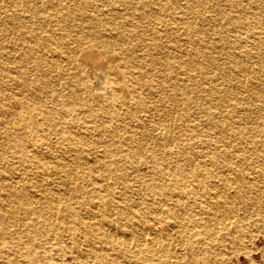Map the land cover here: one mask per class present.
I'll list each match as a JSON object with an SVG mask.
<instances>
[{"label":"bare ground","instance_id":"1","mask_svg":"<svg viewBox=\"0 0 264 264\" xmlns=\"http://www.w3.org/2000/svg\"><path fill=\"white\" fill-rule=\"evenodd\" d=\"M20 222L40 264H213L264 224V0H0L3 243Z\"/></svg>","mask_w":264,"mask_h":264},{"label":"rangeland","instance_id":"2","mask_svg":"<svg viewBox=\"0 0 264 264\" xmlns=\"http://www.w3.org/2000/svg\"><path fill=\"white\" fill-rule=\"evenodd\" d=\"M56 1V0H52ZM76 3H72L69 6L70 9H73ZM250 8L247 6V11L244 12V14L238 15V17L243 21V24H245V27L249 32L252 34L255 32H258L257 30V21L253 16H249ZM54 11L51 7L45 11V15L50 14ZM171 16L167 17L169 19ZM66 26V25H65ZM248 26V27H247ZM64 27V26H63ZM74 28V27H73ZM76 29V28H74ZM93 77V76H91ZM257 92V90H255ZM28 219H25V221ZM97 220V219H96ZM91 223L93 220H86L83 221L80 228L81 233L80 235H86V238L89 237V232L91 229L85 225L86 223ZM6 224L0 223V248L4 249L0 252V264H40L41 261H38V258L40 255H45V253L42 251L44 248L40 245V243H36L34 241H28L29 244L25 247L22 245L17 246L16 243H14L12 240L17 235H26V224L23 225L22 222L18 224V226H14L13 224L8 225L10 232L6 237L8 238L9 242L7 244L5 239H3V232L2 228ZM42 224L35 225V230L37 231L35 233V236L37 237V233H40L42 228ZM252 225V224H251ZM264 224H258L257 226H251L250 228L246 226V228L243 227L244 230L240 231V233L237 235V242L236 244H232L228 241H225V244L221 241L219 238H216V242L213 243V253L211 254V259L213 264H264ZM29 227V226H28ZM40 227V229L36 228ZM87 227V228H86ZM253 227V228H252ZM21 228V229H20ZM89 228V229H88ZM87 229V230H86ZM69 230L71 228L69 227ZM249 230V231H248ZM85 238V237H84ZM252 238V239H251ZM25 241H27V238H24ZM243 239V240H241ZM83 241L80 242V249L83 251L82 248H84V245L86 244H94V241L92 239H82ZM87 240V241H86ZM3 241L5 243H3ZM92 241V242H91ZM67 242V243H65ZM63 243V247L68 246L69 243L73 244L72 240L69 239ZM83 243V244H82ZM238 244V245H237ZM219 245V246H218ZM217 247V248H216ZM221 247V248H220ZM223 247V248H222ZM220 248V249H219ZM224 250V251H223ZM12 252H16V256L12 254ZM19 253V254H18ZM224 253V254H223ZM88 254V255H87ZM95 254V255H94ZM221 256H220V255ZM54 255L56 258H59L61 253L54 252ZM92 255V256H91ZM217 255V256H216ZM97 253H89V252H79L77 254V262L78 264H97ZM223 256V257H222ZM70 257V258H69ZM68 260L72 259V256L69 255ZM91 258V259H90ZM80 259V260H78ZM91 261H90V260ZM94 262H93V260ZM82 260V261H81ZM81 261V263H80ZM167 264H174L168 262Z\"/></svg>","mask_w":264,"mask_h":264}]
</instances>
